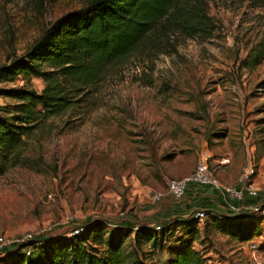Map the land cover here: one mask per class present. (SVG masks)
I'll list each match as a JSON object with an SVG mask.
<instances>
[{
  "label": "rangeland",
  "instance_id": "374dc122",
  "mask_svg": "<svg viewBox=\"0 0 264 264\" xmlns=\"http://www.w3.org/2000/svg\"><path fill=\"white\" fill-rule=\"evenodd\" d=\"M90 1L0 0V67ZM206 1L215 25L210 36L189 37L161 23L159 48L87 88L74 108L27 139L22 163L0 175V235H64L95 219L113 228L183 218L167 215L181 200L168 192V181L189 175L203 156L224 186H238L243 167L254 164L248 184L264 202V62L254 69L241 62L264 37V2ZM21 86L40 92L45 82L2 79L0 113L13 111L17 100L7 90ZM207 148L210 157L202 155ZM228 158L234 172H223L224 181L220 161ZM209 211L195 224L193 243L205 264H255L249 242H264V216L250 228ZM181 234L178 227L161 249L152 234L135 246L130 233L124 246L130 261L138 251L146 264H164L165 249ZM4 257L0 264H13Z\"/></svg>",
  "mask_w": 264,
  "mask_h": 264
},
{
  "label": "trees",
  "instance_id": "16d2710c",
  "mask_svg": "<svg viewBox=\"0 0 264 264\" xmlns=\"http://www.w3.org/2000/svg\"><path fill=\"white\" fill-rule=\"evenodd\" d=\"M161 23L189 37H208L215 27L206 0H91L50 24L24 56L0 67V81L23 75L45 82L40 92L25 86L7 90L17 103L10 106V114L0 113V175L22 163L27 139L43 122L74 108L87 88L97 87L137 54L159 48ZM241 62L248 69L264 62V37ZM256 198V210L220 217L254 228L258 214L264 216V202L259 195ZM198 221L192 215L174 218L160 224V229L138 222L139 229L135 230V225L110 228L109 222L95 219L84 224L79 234L39 235L37 240L42 243H33L30 254L23 248L10 249L2 260L11 259L13 264H146L138 251L135 261H130L132 253L124 246L125 238L135 233L133 243L137 246L141 238L152 234L156 246L163 249L165 240H170L179 227L182 234L165 249L168 257L164 264H205L193 245ZM249 238L251 235L244 240ZM258 246L264 251V242ZM43 256L47 260L40 263Z\"/></svg>",
  "mask_w": 264,
  "mask_h": 264
},
{
  "label": "built area",
  "instance_id": "2783aa9c",
  "mask_svg": "<svg viewBox=\"0 0 264 264\" xmlns=\"http://www.w3.org/2000/svg\"><path fill=\"white\" fill-rule=\"evenodd\" d=\"M227 162V159H223L220 163ZM257 168L254 164L249 163L243 167L240 176H239V185L238 186H224L220 183L219 179L214 173L212 164L208 158L201 157L198 159L194 171L181 178H171L168 181V192L175 199H182L187 191V186L190 182H195L199 184L212 185L217 189L223 190L231 198L234 199H243L246 192L250 195L257 196L258 191L252 189L250 184L253 177L257 174ZM160 194H155L154 199H159ZM264 213V209H263ZM195 218L203 220L207 216L206 210H199L192 214ZM71 220L73 217L70 218ZM156 229H160V224H155ZM85 229L84 225L78 224L76 227L69 233V235L79 234ZM135 230L139 229V225L134 226ZM39 235H34L33 233H25L14 238L7 237L6 235H0V258L5 256L10 249L23 248L26 254H30L33 251V243L40 244L41 240H37ZM249 246L253 251V256L255 264H264V251L260 250L256 242L250 241Z\"/></svg>",
  "mask_w": 264,
  "mask_h": 264
},
{
  "label": "crops",
  "instance_id": "0c3cea01",
  "mask_svg": "<svg viewBox=\"0 0 264 264\" xmlns=\"http://www.w3.org/2000/svg\"><path fill=\"white\" fill-rule=\"evenodd\" d=\"M212 154L213 152L210 148H207V150H204L202 153V155L209 157ZM230 164L231 160L229 158L227 159V162L220 164V167L223 169L222 172H219V175L223 180V172H227L229 174L234 172V169L232 166H230ZM237 184L239 188L242 187L239 185V182H237ZM256 201V196L250 195L248 192H246L243 199H234L226 194L223 190L217 189L212 185L190 182L187 186V191L184 198L179 200L178 203L173 204L170 210L171 214L167 215L187 217L199 210H212L215 212L235 215L242 212L256 210L258 208Z\"/></svg>",
  "mask_w": 264,
  "mask_h": 264
}]
</instances>
